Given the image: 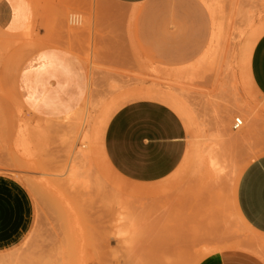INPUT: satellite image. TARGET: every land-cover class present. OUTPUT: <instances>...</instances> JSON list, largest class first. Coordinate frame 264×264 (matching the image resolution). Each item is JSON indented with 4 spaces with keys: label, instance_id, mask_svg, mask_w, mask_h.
<instances>
[{
    "label": "rangeland",
    "instance_id": "rangeland-1",
    "mask_svg": "<svg viewBox=\"0 0 264 264\" xmlns=\"http://www.w3.org/2000/svg\"><path fill=\"white\" fill-rule=\"evenodd\" d=\"M207 1L221 25L216 51L176 77L160 73L111 0H0V264H264V237L238 219L233 174L264 155V99L245 76L264 34V0ZM142 99L176 105L189 118V166L138 186L146 193L135 198L129 188L137 186L95 161L90 187L70 189L60 173L78 158L83 136L96 152L112 116ZM84 109L80 126L75 114ZM239 109L252 115L248 134L232 130ZM24 129L35 136L29 159L17 144ZM214 137L226 165L218 180L195 171ZM113 196L129 207L126 237L115 232Z\"/></svg>",
    "mask_w": 264,
    "mask_h": 264
},
{
    "label": "crops",
    "instance_id": "crops-1",
    "mask_svg": "<svg viewBox=\"0 0 264 264\" xmlns=\"http://www.w3.org/2000/svg\"><path fill=\"white\" fill-rule=\"evenodd\" d=\"M111 1L121 8L124 19L132 20L136 41L149 52V58L157 61L160 73L187 75L204 65L199 60L206 52L214 55L221 25L214 21L209 1ZM210 27L213 31L204 51ZM68 62L67 68L77 73L78 62ZM249 75L264 99V34L252 50ZM54 99L55 107H61V95ZM262 139L264 145V121ZM188 143L189 132L181 117L168 104L154 99L120 108L108 122L102 142L112 170L137 186L156 185L174 174L183 162ZM237 184L235 203L241 219L264 237V155L242 172Z\"/></svg>",
    "mask_w": 264,
    "mask_h": 264
},
{
    "label": "bare ground",
    "instance_id": "bare-ground-1",
    "mask_svg": "<svg viewBox=\"0 0 264 264\" xmlns=\"http://www.w3.org/2000/svg\"><path fill=\"white\" fill-rule=\"evenodd\" d=\"M200 1L204 2L206 0H200ZM18 11H19L18 8L14 9V14L16 16L18 14ZM251 19H252V17H248L247 24L251 23ZM70 22L71 23L72 22L78 23L79 20H78V18L71 16ZM80 25H81V23H80ZM241 34H242L241 31L238 32V36H240ZM210 56H212V53L206 52L204 57L199 60V63L200 64L205 63V61H207L208 59H210V61H211ZM249 57H251V54ZM248 60H250V58ZM180 75H182V74H176L175 76L179 77ZM245 76H246V83H247V86L249 87V89L252 91V93L259 95L257 93V91L255 90V88L251 82V79H250L249 61H248V66L245 68ZM173 109L182 117V120L184 121L186 128L188 130H190V127H191L190 120L188 117L185 116L183 110L176 105H173ZM242 112L243 111L239 109L237 113L239 114L240 119L239 118H234V119H239L241 121V128L240 129L242 130V133L245 132L246 134H248V133H250V131L252 132V130L255 127L253 120L251 119L252 115L249 116L247 114V116H246V114H243L246 112H243V113ZM75 118L77 119L78 124L81 126L83 123H85V119H87V110L86 109H84L82 111L79 110L78 113L75 114ZM253 119H254V117H253ZM237 135H236L237 137L235 136V134L233 135V141L239 140V134H237ZM241 136H243V135H241ZM16 138H17V144L20 147L19 150L22 149L24 151V153H23V151L21 152V155H23V157H24L25 153L27 155L31 154L33 147L35 149V144H34L35 136L32 132H29L26 129L21 130L18 133V137H16ZM235 138H237V139H235ZM211 139L209 141L211 142L212 146L210 148H204L201 151L198 149L199 148L198 145L194 144V146H193V149L195 150L194 152L197 153L198 151H200V152H198L199 155L197 156L195 171H197L196 173H200V172L202 173L203 171L207 172V174L211 177V179L218 180L223 175V173L226 169L225 160L223 159L224 156L222 157V150L220 149V148H222L221 145H223L222 144L223 140L222 139L219 140L220 138H217V137L216 138L214 137L212 140ZM80 147H81V150L78 153V158L72 159V161L65 167V170L64 171L62 170L60 173V174H62V172H64L63 173L64 179L63 178H61V179L65 180L64 183H66V185H68V187L70 189L71 188L72 189L82 188V190L83 189L85 190V189H88V187H90L89 185H91L92 183H90L91 179H90V173L89 172L92 170V168L96 167V165H94L95 161L98 164V166H100L101 168H104L109 173H112L113 175L116 174L112 170V168L109 166V164H108V162L104 156L102 143L95 150L96 152H94L88 145V137L86 135H84L82 140H81ZM27 155H25V156H27ZM192 156H193L192 154L190 155V153H187L185 155L183 162L180 165L179 169L187 168L189 166V164L191 163ZM27 158H28V156L26 157V159ZM193 158H194V156H193ZM76 159L79 160L78 163L74 162ZM92 165H94V167ZM90 168H91V170H90ZM233 174L235 177V182L237 184L239 176L241 175V169L234 168ZM131 186L133 187V185H131ZM135 186H137V185H135ZM146 191H147V189H146ZM144 192H145V190L143 188H138V186L135 188H132V189L129 188V193L132 194L133 197L135 196V198H136V196L139 197L140 195L144 194ZM118 194H120V192H118ZM122 195H123V197H127L124 193ZM142 197H143V195H142ZM113 198H114V196H113ZM135 198H133V200ZM114 199H115L116 203H112L113 206H111V207L116 206L119 209V212L117 215V220H116L117 227H116L115 232H116L118 237H126L128 232H129V229H130V225H128V222L130 220L129 213H128L129 207L126 206L127 203L124 202L123 200H119V199L116 200V198H114ZM129 199H131V198H129ZM111 202H114V200L112 199ZM129 203H131V202H129ZM114 212H115V210H114ZM114 214H116V213H114ZM237 215H238V219L241 221V223H243L242 220L240 219L238 212H237ZM209 251L210 250H208L207 252H209Z\"/></svg>",
    "mask_w": 264,
    "mask_h": 264
},
{
    "label": "built area",
    "instance_id": "built-area-1",
    "mask_svg": "<svg viewBox=\"0 0 264 264\" xmlns=\"http://www.w3.org/2000/svg\"><path fill=\"white\" fill-rule=\"evenodd\" d=\"M241 127V121L239 119H234L232 130H237Z\"/></svg>",
    "mask_w": 264,
    "mask_h": 264
}]
</instances>
